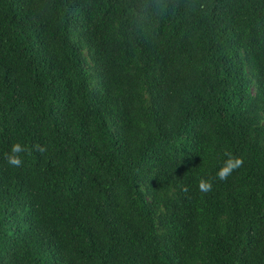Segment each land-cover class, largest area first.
<instances>
[{"label":"trees","instance_id":"16d2710c","mask_svg":"<svg viewBox=\"0 0 264 264\" xmlns=\"http://www.w3.org/2000/svg\"><path fill=\"white\" fill-rule=\"evenodd\" d=\"M0 264H264V0H0Z\"/></svg>","mask_w":264,"mask_h":264},{"label":"clouds","instance_id":"9594fccd","mask_svg":"<svg viewBox=\"0 0 264 264\" xmlns=\"http://www.w3.org/2000/svg\"><path fill=\"white\" fill-rule=\"evenodd\" d=\"M38 151L41 153L46 151V148L40 145L35 146ZM26 148L23 147L20 143H14L11 146L10 152L6 154L7 163L13 167H20L23 163L20 154L25 152ZM225 156L228 158L223 162L222 166L216 172V177L221 181H226L232 172L236 169H239L243 166V158L236 157L231 155L228 152H225ZM198 188L201 192L207 193L212 190V182L210 179L206 180L200 178L198 181Z\"/></svg>","mask_w":264,"mask_h":264}]
</instances>
